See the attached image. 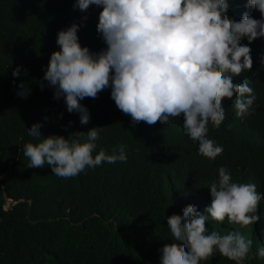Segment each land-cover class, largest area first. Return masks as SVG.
<instances>
[{
    "label": "trees",
    "instance_id": "16d2710c",
    "mask_svg": "<svg viewBox=\"0 0 264 264\" xmlns=\"http://www.w3.org/2000/svg\"><path fill=\"white\" fill-rule=\"evenodd\" d=\"M74 2L0 0V264H158L163 249L179 247L167 237V221L182 218L194 205L203 212L211 203L206 185L220 166L235 182L259 180L256 191L264 194V147L251 137H264V38L241 41L253 63L234 82L247 80L258 95L245 122L235 115L234 97L224 99L225 119L219 127L208 125V138L223 151L210 160L198 157V145L183 136L182 118L133 125L111 99L110 88L80 101L89 112L86 124L79 113L67 111L62 97L54 98V88L42 78L50 54L59 48L57 32L88 12L74 8ZM227 6L229 21L245 12L260 18L247 0H227ZM89 9L90 17L76 22L82 25L77 34L81 46L98 52L106 47L96 30L102 7ZM17 66L20 75L13 77ZM21 82L31 89L26 98L17 95ZM35 122H41L43 137L67 138L100 127L96 151L111 153L123 144L127 159L102 162L68 178L54 175L47 164L28 167L22 148L36 142L26 130ZM259 204L264 206V198ZM258 205L260 219L253 224L242 227L227 218L206 222L209 232L238 231L252 240L243 264H264V257L256 255L264 233V208ZM200 264L235 262L214 252Z\"/></svg>",
    "mask_w": 264,
    "mask_h": 264
},
{
    "label": "clouds",
    "instance_id": "9594fccd",
    "mask_svg": "<svg viewBox=\"0 0 264 264\" xmlns=\"http://www.w3.org/2000/svg\"><path fill=\"white\" fill-rule=\"evenodd\" d=\"M91 5L102 7L96 30L106 47L98 52L81 46L77 34L82 25L76 22L90 17ZM247 6L257 9L260 18L245 12L238 21H229L227 0H75L74 8L88 12L57 32L59 48L50 54L42 79L54 88V98L64 99L69 113H79L81 124L88 123L90 116L80 101L110 88L111 99L130 116L133 125L141 121L167 124L170 117H180L183 136L198 145L196 155L215 159L223 146L208 138V125L219 127L225 119L224 99L234 97L235 115L245 122L258 95L247 80L234 82V77L250 70L253 63L250 48L242 39L264 38V0H247ZM260 63L264 65V56ZM19 75L17 66L12 76ZM30 91L21 82L17 95L26 98ZM41 126L35 122L26 129L36 141L22 148L28 167L47 164L54 175L68 178L102 162L127 159L123 144L111 153L96 151L100 127L72 132L65 138L55 134L43 137ZM251 137L264 147V137ZM247 179L252 183L235 182L230 171L220 166L217 177L206 185L211 203L203 212L194 205L182 212V218L167 221V237L179 247L163 249L158 264H200L214 252L243 264L252 240L238 231L209 232L206 222L227 218L228 223L243 227L259 221L257 205L264 194L257 192L256 186L261 182ZM11 202L9 199L7 207ZM259 238L262 247L256 255L264 257L262 231Z\"/></svg>",
    "mask_w": 264,
    "mask_h": 264
},
{
    "label": "rangeland",
    "instance_id": "374dc122",
    "mask_svg": "<svg viewBox=\"0 0 264 264\" xmlns=\"http://www.w3.org/2000/svg\"><path fill=\"white\" fill-rule=\"evenodd\" d=\"M8 206V205H7Z\"/></svg>",
    "mask_w": 264,
    "mask_h": 264
}]
</instances>
